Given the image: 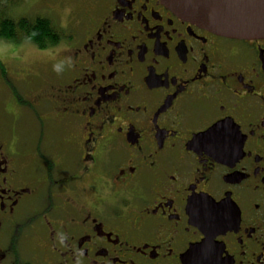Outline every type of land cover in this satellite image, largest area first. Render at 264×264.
<instances>
[{
  "label": "flooded vegetation",
  "instance_id": "1",
  "mask_svg": "<svg viewBox=\"0 0 264 264\" xmlns=\"http://www.w3.org/2000/svg\"><path fill=\"white\" fill-rule=\"evenodd\" d=\"M69 16L45 72L0 74V264H264V38Z\"/></svg>",
  "mask_w": 264,
  "mask_h": 264
},
{
  "label": "water",
  "instance_id": "2",
  "mask_svg": "<svg viewBox=\"0 0 264 264\" xmlns=\"http://www.w3.org/2000/svg\"><path fill=\"white\" fill-rule=\"evenodd\" d=\"M161 2L185 21L218 35L241 40L264 38V0H161ZM217 131L218 126L213 127L206 135ZM204 135L199 138H204Z\"/></svg>",
  "mask_w": 264,
  "mask_h": 264
},
{
  "label": "rangeland",
  "instance_id": "3",
  "mask_svg": "<svg viewBox=\"0 0 264 264\" xmlns=\"http://www.w3.org/2000/svg\"><path fill=\"white\" fill-rule=\"evenodd\" d=\"M91 0H5L0 7V10L5 6L11 11L10 16L13 18L19 17H50L56 26L63 29V34H69L71 17L70 12L78 15L88 9V4ZM61 4V6H60ZM57 10V14L53 11ZM33 42L22 40L19 42L6 41L0 39V74L4 73L5 65L8 67L11 61L16 57L24 59L23 63L29 69H33L34 73H42L46 71L47 61L42 51ZM39 75V74H38ZM35 87H38V83ZM0 86V92H1ZM36 128L34 129V131Z\"/></svg>",
  "mask_w": 264,
  "mask_h": 264
},
{
  "label": "trees",
  "instance_id": "4",
  "mask_svg": "<svg viewBox=\"0 0 264 264\" xmlns=\"http://www.w3.org/2000/svg\"><path fill=\"white\" fill-rule=\"evenodd\" d=\"M3 3L5 0H0V7ZM10 13L6 6L0 10V39L11 42L29 40L40 49H46L65 36L63 29L48 16L13 18Z\"/></svg>",
  "mask_w": 264,
  "mask_h": 264
}]
</instances>
